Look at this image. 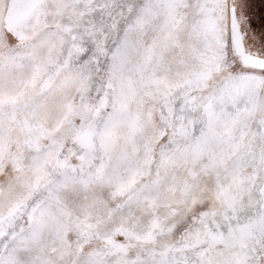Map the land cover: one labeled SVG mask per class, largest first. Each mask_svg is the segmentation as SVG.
Here are the masks:
<instances>
[{
  "label": "snow or ice",
  "instance_id": "1",
  "mask_svg": "<svg viewBox=\"0 0 264 264\" xmlns=\"http://www.w3.org/2000/svg\"><path fill=\"white\" fill-rule=\"evenodd\" d=\"M0 264H264V0H0Z\"/></svg>",
  "mask_w": 264,
  "mask_h": 264
}]
</instances>
